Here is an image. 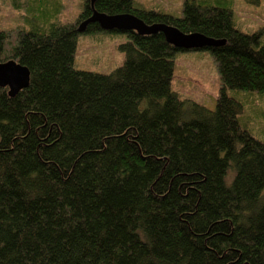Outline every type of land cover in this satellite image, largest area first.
Wrapping results in <instances>:
<instances>
[{
	"label": "trees",
	"instance_id": "1",
	"mask_svg": "<svg viewBox=\"0 0 264 264\" xmlns=\"http://www.w3.org/2000/svg\"><path fill=\"white\" fill-rule=\"evenodd\" d=\"M221 1L185 0L179 17L86 0L74 24L56 25L32 0L8 53L0 31V62L29 72L15 95L0 88V264H264V143L228 92L264 95V46ZM93 10L224 40L204 49L223 92L215 111L171 90L182 50L161 33H123L125 63L108 74L73 68ZM258 105L248 111L264 115Z\"/></svg>",
	"mask_w": 264,
	"mask_h": 264
},
{
	"label": "rangeland",
	"instance_id": "2",
	"mask_svg": "<svg viewBox=\"0 0 264 264\" xmlns=\"http://www.w3.org/2000/svg\"><path fill=\"white\" fill-rule=\"evenodd\" d=\"M39 1L41 5L38 10L43 12L44 16H35V18H45L43 23L70 25L76 22L86 0ZM184 1L134 0V5L145 10L163 11L181 17ZM228 1H221L218 5L228 6ZM31 3L32 0H0V31H5L9 35L6 53L10 45L16 44L19 31L30 30L29 19L32 18V14L29 13L28 6ZM213 4L216 3L213 1ZM234 5L231 9L233 26L242 33H259V41L264 46V0H234ZM127 40L123 33L105 31L79 33L72 57V66L77 70L108 74L124 65V54L119 52L117 47ZM172 61L171 90L177 93L182 100L192 101L215 111L217 99L223 92L217 67L210 52L206 50L176 52L172 56ZM228 92L234 98L238 97L243 106L245 122H241L242 128L264 143V115H254L248 111L252 104L254 107L259 104L264 110V95L240 91L236 96L233 90ZM228 178L232 179V172L226 180Z\"/></svg>",
	"mask_w": 264,
	"mask_h": 264
},
{
	"label": "water",
	"instance_id": "3",
	"mask_svg": "<svg viewBox=\"0 0 264 264\" xmlns=\"http://www.w3.org/2000/svg\"><path fill=\"white\" fill-rule=\"evenodd\" d=\"M93 2L94 0H89L90 5ZM90 24H97L98 28L105 32H134L141 36L161 33L168 45L182 51L204 50L225 43L224 40L213 39L200 33H182L177 28L162 23L147 25L128 13L107 15L93 10L90 17L78 25L77 31L84 32ZM28 79L29 72L26 67L14 60L0 62V87H7L9 95H15L26 88Z\"/></svg>",
	"mask_w": 264,
	"mask_h": 264
},
{
	"label": "bare ground",
	"instance_id": "4",
	"mask_svg": "<svg viewBox=\"0 0 264 264\" xmlns=\"http://www.w3.org/2000/svg\"><path fill=\"white\" fill-rule=\"evenodd\" d=\"M0 88H7V87H0ZM9 90V89H8Z\"/></svg>",
	"mask_w": 264,
	"mask_h": 264
}]
</instances>
